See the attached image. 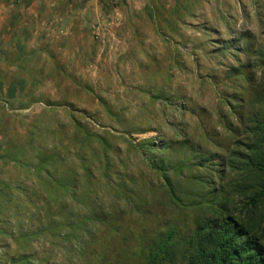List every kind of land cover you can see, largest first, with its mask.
I'll return each mask as SVG.
<instances>
[{"label": "rangeland", "instance_id": "1", "mask_svg": "<svg viewBox=\"0 0 264 264\" xmlns=\"http://www.w3.org/2000/svg\"><path fill=\"white\" fill-rule=\"evenodd\" d=\"M251 148L264 0H0V264H187Z\"/></svg>", "mask_w": 264, "mask_h": 264}, {"label": "trees", "instance_id": "2", "mask_svg": "<svg viewBox=\"0 0 264 264\" xmlns=\"http://www.w3.org/2000/svg\"><path fill=\"white\" fill-rule=\"evenodd\" d=\"M255 129L257 132L261 127ZM257 147L254 145L255 149ZM260 151H253L251 148L253 156H245L247 176L243 191L249 188L251 195L241 210L244 212V219L241 218L239 221L236 218H226L221 213L224 206L217 203L219 214L215 221L203 226L207 228L203 235L199 230L196 235L197 250L187 259V264H264V240L259 239L255 231L264 227V220H259L261 216L258 218V226L255 221L260 212L255 211L264 205V151L261 149ZM168 241V238L158 239L150 249L148 255L150 262L154 263L159 258L166 261L173 259Z\"/></svg>", "mask_w": 264, "mask_h": 264}]
</instances>
